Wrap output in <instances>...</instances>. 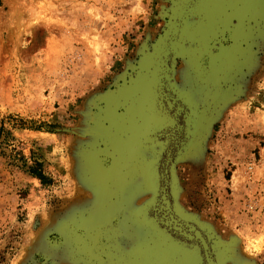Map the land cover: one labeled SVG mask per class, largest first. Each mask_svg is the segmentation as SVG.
I'll return each mask as SVG.
<instances>
[{
  "label": "rangeland",
  "instance_id": "374dc122",
  "mask_svg": "<svg viewBox=\"0 0 264 264\" xmlns=\"http://www.w3.org/2000/svg\"><path fill=\"white\" fill-rule=\"evenodd\" d=\"M169 4L0 0V264H111L135 241L138 229L123 211L93 255L73 250L59 225L80 216L90 228L122 205L119 173V185L108 187L99 173L100 192L82 180V147L97 126V99L161 32ZM252 53L249 67L227 80L234 89L213 110L200 148L175 166L179 204L235 240L224 264H264V33ZM188 69L177 59L175 81L202 89ZM35 162L43 180L29 171ZM156 247L147 244L141 262Z\"/></svg>",
  "mask_w": 264,
  "mask_h": 264
},
{
  "label": "water",
  "instance_id": "95a60500",
  "mask_svg": "<svg viewBox=\"0 0 264 264\" xmlns=\"http://www.w3.org/2000/svg\"><path fill=\"white\" fill-rule=\"evenodd\" d=\"M260 1L240 14L233 12L234 7L244 0H232L230 5L225 0H169L161 32L149 46L144 44L131 71H124L95 103L97 126L86 134L91 142L82 147L87 169L82 180L93 193L94 188L101 191L96 185L99 173L107 187L119 173L124 200L90 228L80 216L61 223L59 230L73 250L92 254L102 236H111L108 224L113 213L123 211L138 233L131 247L109 263L224 264L235 240H222L179 204L175 166L200 148L215 117L213 110L221 108L234 89L227 80L249 67L254 40L264 33ZM212 9L213 18L206 19ZM177 59L189 68L188 80L196 78L202 89L175 81ZM129 84H135L132 92L124 93ZM130 148L136 159L126 154ZM150 243L160 252L148 257L145 252L141 262L138 254ZM105 254L108 257L109 252Z\"/></svg>",
  "mask_w": 264,
  "mask_h": 264
},
{
  "label": "bare ground",
  "instance_id": "6f19581e",
  "mask_svg": "<svg viewBox=\"0 0 264 264\" xmlns=\"http://www.w3.org/2000/svg\"><path fill=\"white\" fill-rule=\"evenodd\" d=\"M227 3H228V5H230L231 3H232V0H225ZM256 1L257 0H244V2L239 6H235L234 7V11L233 12H237V13H240V14H242V13H244L248 8H250V7H253L254 6V4L256 5ZM261 5H262V7H261ZM263 6H264V3H263V0H261L260 1V6H257V9H259L260 8V13H261V11L263 10ZM214 9H212V10H209L208 11V13H206V19H212L213 17V15H214V11H213ZM135 85V84H134ZM134 85H133V87H134ZM130 86L132 87V85L131 84H129L128 85V88H126L125 90H123V92L124 93H127V92H132V88H130ZM130 132H132V131H130ZM109 137L111 138V141H113L115 138H113L112 137V135H109ZM114 143V142H113ZM134 149L133 148H130V150L129 151H127L126 152V154H132L133 156H135V154H134ZM128 156H130V155H128ZM131 157V156H130ZM131 158H137V156H135V157H131ZM103 178H104V176H103ZM116 183H117V185H119V180L117 179V177H116V181H115ZM103 186H106V183L104 182L103 183ZM107 187V186H106ZM116 188V187H115ZM105 196H107L106 194H105ZM112 207H113V209H118L119 208V204H113L112 205Z\"/></svg>",
  "mask_w": 264,
  "mask_h": 264
},
{
  "label": "trees",
  "instance_id": "16d2710c",
  "mask_svg": "<svg viewBox=\"0 0 264 264\" xmlns=\"http://www.w3.org/2000/svg\"><path fill=\"white\" fill-rule=\"evenodd\" d=\"M29 171L40 180H43L45 177L37 162H35V164L29 168Z\"/></svg>",
  "mask_w": 264,
  "mask_h": 264
},
{
  "label": "flooded vegetation",
  "instance_id": "af4514ba",
  "mask_svg": "<svg viewBox=\"0 0 264 264\" xmlns=\"http://www.w3.org/2000/svg\"><path fill=\"white\" fill-rule=\"evenodd\" d=\"M156 246H157V245H156ZM157 252H160V247H156L155 255L157 254Z\"/></svg>",
  "mask_w": 264,
  "mask_h": 264
}]
</instances>
